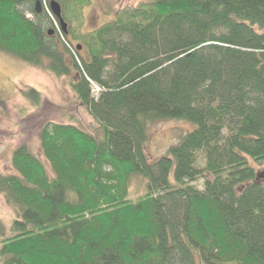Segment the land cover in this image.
Segmentation results:
<instances>
[{
    "label": "trees",
    "instance_id": "16d2710c",
    "mask_svg": "<svg viewBox=\"0 0 264 264\" xmlns=\"http://www.w3.org/2000/svg\"><path fill=\"white\" fill-rule=\"evenodd\" d=\"M37 1L0 0V50L70 77L99 127L45 125L51 174L16 148V173L0 174L16 214L1 263L264 264L251 163L264 161V0H149L82 36L80 51L68 35L86 2L57 0L68 33L51 35V0L41 13ZM28 97L42 102L35 88ZM172 119L194 127L153 160L148 128Z\"/></svg>",
    "mask_w": 264,
    "mask_h": 264
},
{
    "label": "rangeland",
    "instance_id": "374dc122",
    "mask_svg": "<svg viewBox=\"0 0 264 264\" xmlns=\"http://www.w3.org/2000/svg\"><path fill=\"white\" fill-rule=\"evenodd\" d=\"M84 1L86 3L81 9L80 19L77 21L72 18V33L68 35L75 47L82 44V36L117 19L126 10L136 8L149 0ZM43 7L49 8L46 0H43ZM51 15L54 26H50V29L62 32L59 21L53 13ZM65 21L69 24L68 20ZM30 88H35L41 93L40 105L36 106L28 97ZM0 90L4 100L3 105H0V174L16 173L13 167L14 152L22 144H26L37 155L51 174V166L43 155L40 143V132L50 121L72 123L92 133L99 127V123L78 100L70 77L58 76L5 50H0ZM98 91L99 88L94 86L95 95ZM50 104L58 106L59 109H51ZM193 127L189 122L176 119L151 124L148 128L147 145L150 158L154 160L167 154L169 148L178 143ZM251 163L264 184V161L251 160ZM194 183L201 187L203 179ZM145 192L146 179L134 177L130 184L129 198L137 201ZM15 218L14 209L0 193V250L1 238L12 235L11 226Z\"/></svg>",
    "mask_w": 264,
    "mask_h": 264
},
{
    "label": "water",
    "instance_id": "95a60500",
    "mask_svg": "<svg viewBox=\"0 0 264 264\" xmlns=\"http://www.w3.org/2000/svg\"><path fill=\"white\" fill-rule=\"evenodd\" d=\"M50 10L55 16V18L59 21L61 28L65 34L68 33V23L63 18V7L61 3L57 0H51L50 3ZM43 11V3L41 0L36 2V12L41 13ZM55 33L54 29L49 30V34L53 35ZM77 49L81 50L82 45H78Z\"/></svg>",
    "mask_w": 264,
    "mask_h": 264
},
{
    "label": "built area",
    "instance_id": "2783aa9c",
    "mask_svg": "<svg viewBox=\"0 0 264 264\" xmlns=\"http://www.w3.org/2000/svg\"><path fill=\"white\" fill-rule=\"evenodd\" d=\"M94 86L98 87L97 85H94ZM98 88H99V87H98ZM99 90H100V88H99Z\"/></svg>",
    "mask_w": 264,
    "mask_h": 264
}]
</instances>
